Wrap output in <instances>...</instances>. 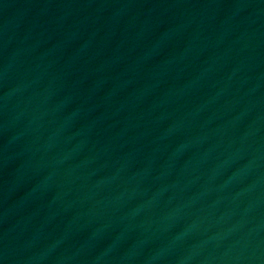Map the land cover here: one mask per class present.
<instances>
[{
	"label": "water",
	"instance_id": "1",
	"mask_svg": "<svg viewBox=\"0 0 264 264\" xmlns=\"http://www.w3.org/2000/svg\"><path fill=\"white\" fill-rule=\"evenodd\" d=\"M0 264H264V0H0Z\"/></svg>",
	"mask_w": 264,
	"mask_h": 264
}]
</instances>
